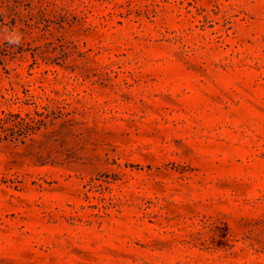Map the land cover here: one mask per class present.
<instances>
[{
	"label": "rangeland",
	"instance_id": "374dc122",
	"mask_svg": "<svg viewBox=\"0 0 264 264\" xmlns=\"http://www.w3.org/2000/svg\"><path fill=\"white\" fill-rule=\"evenodd\" d=\"M0 264H264V0H0Z\"/></svg>",
	"mask_w": 264,
	"mask_h": 264
},
{
	"label": "trees",
	"instance_id": "16d2710c",
	"mask_svg": "<svg viewBox=\"0 0 264 264\" xmlns=\"http://www.w3.org/2000/svg\"><path fill=\"white\" fill-rule=\"evenodd\" d=\"M30 121H31V123H35V124L41 122L40 120L38 121V120H36V119H32V120H30ZM31 123L28 122V121H26L25 118H23L22 120H18V121L16 122V125H15V126L20 127V130H22V129H28L27 132L25 131L24 134H25V136H29L28 131H29V130H34V127L32 126Z\"/></svg>",
	"mask_w": 264,
	"mask_h": 264
},
{
	"label": "clouds",
	"instance_id": "9594fccd",
	"mask_svg": "<svg viewBox=\"0 0 264 264\" xmlns=\"http://www.w3.org/2000/svg\"><path fill=\"white\" fill-rule=\"evenodd\" d=\"M20 39L21 35L15 31L8 36L9 43L12 44H18L20 42Z\"/></svg>",
	"mask_w": 264,
	"mask_h": 264
}]
</instances>
